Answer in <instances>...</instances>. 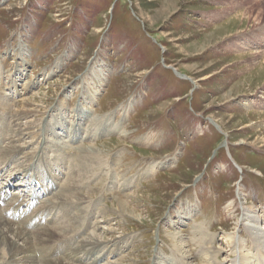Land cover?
Here are the masks:
<instances>
[{
  "label": "rangeland",
  "instance_id": "obj_1",
  "mask_svg": "<svg viewBox=\"0 0 264 264\" xmlns=\"http://www.w3.org/2000/svg\"><path fill=\"white\" fill-rule=\"evenodd\" d=\"M256 1L0 0V149L17 110L35 108L0 188L28 199L36 180L54 193L83 172L88 199L42 211L125 236L101 263L201 264L210 248L230 264L226 234L255 243L242 207L264 224V19L238 17Z\"/></svg>",
  "mask_w": 264,
  "mask_h": 264
},
{
  "label": "bare ground",
  "instance_id": "obj_2",
  "mask_svg": "<svg viewBox=\"0 0 264 264\" xmlns=\"http://www.w3.org/2000/svg\"><path fill=\"white\" fill-rule=\"evenodd\" d=\"M253 3L250 2V7L245 12H241L238 17L243 16L244 18H254V20H257L259 22L263 20L264 0H262L261 2L256 1ZM238 17L236 16L235 19ZM256 52L258 53V51ZM181 77L185 78L184 75H181ZM26 101L27 100H25V104ZM28 103L30 104V102ZM34 109L35 108L27 107L17 110V114L14 117L13 124L11 126L12 131L9 132L10 135L8 137L11 143L7 146L5 144V146L0 149V162H4V160H6L11 155L18 153L17 151L21 148L22 145L17 144L16 142L25 134L23 133L24 129H22L21 127L24 126V124L21 125V122H18V120L32 115V111ZM110 127L111 129L109 128V130L115 129L114 126ZM80 150L81 152L86 153V157H89L88 155L90 154L94 155L100 153L102 149L97 146L88 145L81 147ZM21 158L23 159L24 157ZM31 162L32 163L29 166H24L25 171L34 168L35 163L33 162V160ZM159 164L160 163H154L153 165L155 167H158ZM12 169L13 168H11V170ZM82 178H85L83 172L81 173V176H77L73 172L69 173V176L66 179L67 181H65L63 185L61 184V189L59 188L60 191H55L54 193L51 192L54 190V188L57 187V185H59L57 180L52 178L53 180H48L47 182L42 181L41 183L35 179L36 182H38L37 184L35 182V187L38 184L39 186L38 188L33 189L31 191V194L29 190V199H26L19 194L11 192L9 193V185H3V187L0 188V264H80V261L82 260V264H123L121 263L120 259L117 261L101 263L108 257V255L112 254L113 256L116 253L117 249L116 247H114L116 245L115 243L120 242L122 239H125V236L123 237L122 235H113V237L111 238H101L99 233L95 232L96 229L101 226L99 219H96L94 229L90 232V234L84 236L80 232H74L78 229V223L80 224V219L82 218V215L80 216L79 212H75V208V213L72 214L70 212V215H67L68 218L65 217L61 220H55L53 223V217L50 214L49 210L47 211L49 219L45 214H43L42 207L46 208V206L49 205L46 202H50L52 204L60 201L62 203H80L88 199L89 191L83 193L80 190V188L85 185V182L82 180ZM28 187L31 188L32 184ZM36 199V204L34 206H31L33 203H35ZM39 202L41 203L39 204ZM231 204L232 202H230L229 205ZM117 205V209L110 210V214H113V216L115 215L120 219L122 215H127L124 214V212H128L129 209L126 207L127 205H125L123 201H118ZM242 208L243 215L241 217L240 225L245 224V228L253 237L255 243L252 246H247L246 244H241V240H237V236L234 235L235 232H233L232 234H226L225 237L231 244L229 245L230 249L225 252H228V254L232 256V258L230 259V264H264V224L262 223L260 217L256 214V211L252 209L248 210L246 207ZM105 212L101 213L105 214ZM132 217L138 218L139 216L135 215ZM36 219L38 220L36 221ZM42 219L44 222L42 221ZM121 219L123 220V218ZM33 221H35L34 224H32ZM101 228L104 232L107 233H112L114 231H112V228L110 226ZM235 231H237V229ZM71 234L73 239L72 244L68 246L66 244L61 245V243L54 245V242H57L58 240H61L63 238L65 239ZM74 234H77L81 237H76L74 236ZM111 241L112 243L109 244ZM49 245L52 247L48 252L45 253H42V250L37 251V249H35L39 246L44 247ZM54 248L58 249V251L60 250V252H58L57 250H53ZM209 249L207 250V253L209 252ZM223 249L224 248L217 247V249L214 248L215 252H211L218 254L220 252H223ZM207 253H205V256L207 255ZM205 256L201 264H214L210 258L207 259V256ZM215 264L221 263L215 262Z\"/></svg>",
  "mask_w": 264,
  "mask_h": 264
}]
</instances>
